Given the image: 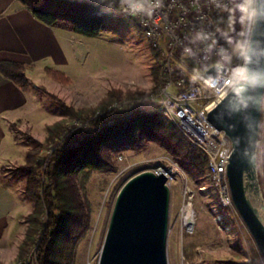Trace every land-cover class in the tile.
<instances>
[{
  "label": "rangeland",
  "instance_id": "1",
  "mask_svg": "<svg viewBox=\"0 0 264 264\" xmlns=\"http://www.w3.org/2000/svg\"><path fill=\"white\" fill-rule=\"evenodd\" d=\"M31 1L46 8L54 4V0ZM241 2L242 0H231V6L227 10L228 15L224 16L221 26L222 35L230 43L228 59L238 52L236 45L243 41L248 21V19H241L242 14L237 7ZM61 43H64L62 39ZM63 48L66 50L65 64L59 70L68 76L69 82L60 83L52 79L44 73L40 64H35V84H33L35 103L31 119L20 129H13L20 148H17V158L6 164L10 165L8 169L14 177V183L19 178L23 188L25 175L19 166L24 161L26 149L33 145L32 141L28 143L23 141L27 138L25 132L28 131L31 138L40 141L41 144L35 145V149L39 150V153L44 152L45 155L55 142L42 143L45 137L44 125L61 116H67L60 111L57 101L51 94L73 108H80L94 105L111 86L120 89V95L116 101L120 103L127 94L135 91L141 92L140 95L146 97L153 91V84L157 81L158 85L159 82L160 52L159 57L153 55L149 39L134 19L126 15L105 12L96 35L86 36L71 31L65 37ZM150 108H154V105L152 104ZM261 110L258 168L264 193V95ZM72 119L67 120L68 128L80 122L75 118L76 123H73ZM122 150L125 152L126 162H116L113 152L111 153L116 168L107 174L108 182L104 187H99L100 173L98 172H93L85 184L87 198L97 204L91 211V228L86 238L78 244L77 264H98L111 203L122 182L137 171L158 164L168 165L171 163V158L175 159L166 152L164 146L150 140L136 149ZM189 181L193 187V195L189 202L190 217H192L191 222L186 225L179 215L182 203L186 202V196L182 195L176 178L170 180L165 235L167 264H228L218 262L228 260H243L246 264H258L259 255L252 237L230 207L225 205L226 211H220L218 196L209 185L205 169L198 185H195L191 179ZM199 185L206 187L199 189ZM24 198L27 204H24L21 211H16V214L12 215L15 220L12 231L0 237V264H18L23 261L22 258L18 260L15 253L25 226L23 217L32 205L31 200L25 196ZM34 236L35 241L29 250L33 245L36 249L38 230ZM187 240L196 243L194 259L188 262L185 261L181 252L182 243ZM33 259L34 256L31 260Z\"/></svg>",
  "mask_w": 264,
  "mask_h": 264
},
{
  "label": "trees",
  "instance_id": "2",
  "mask_svg": "<svg viewBox=\"0 0 264 264\" xmlns=\"http://www.w3.org/2000/svg\"><path fill=\"white\" fill-rule=\"evenodd\" d=\"M39 20L54 24L73 32L94 36L98 33L102 17L108 10L114 15H123L116 10L115 2L105 0H54L53 6L41 7L31 0H22ZM70 3V4H69ZM227 16L228 11L219 13ZM155 57L159 50L151 43ZM26 64L21 61L0 59V72L26 87ZM46 75L60 83L69 78L61 70L44 66ZM157 81L153 84V90ZM127 94L116 105L120 89L109 87L94 105L73 108L51 94L57 101L61 116L44 125L45 144L54 143L45 155L35 145L40 141L31 138L26 131L25 143L33 142L24 153L20 170L25 175L24 195L31 200V209L24 215L22 236L17 243L15 257L23 258L35 241L38 230L34 259L18 264H77V247L91 228V211L97 202L86 196L85 184L93 172L100 173L99 187L108 182L107 174L115 170L111 153L116 149H136L147 141L164 146L175 158L195 185L204 175L207 165L206 153L192 146L175 124L158 114L157 109L140 95ZM124 109V110H122ZM76 118L80 124L67 128V120ZM17 135H15V138ZM220 211L226 206L218 202ZM195 241L182 243L181 252L185 261H193ZM228 264H246L239 261H218Z\"/></svg>",
  "mask_w": 264,
  "mask_h": 264
},
{
  "label": "built area",
  "instance_id": "3",
  "mask_svg": "<svg viewBox=\"0 0 264 264\" xmlns=\"http://www.w3.org/2000/svg\"><path fill=\"white\" fill-rule=\"evenodd\" d=\"M105 2H115L118 12L133 18L150 43L159 50V82L145 98L154 105L161 117L175 124L192 146L206 153L205 174L208 176L209 185L214 189L219 202L230 207L242 222L231 201L225 176L229 140L222 130L216 129L208 121L206 114L209 106L221 96L220 91L228 89L224 88L225 82L230 79L232 69L241 62L239 52L228 59L230 43L222 35L221 29L224 16L219 13L230 8L231 0ZM213 65L216 67L207 72ZM209 77L216 83L215 88L209 87L205 82ZM72 121L74 123L76 119L73 118ZM79 124L80 122H77L72 128ZM260 143L259 137L258 147ZM113 157L116 162H126L122 149L114 150ZM170 160L168 165L158 164L147 169L155 174L162 172L168 189L170 180L176 178L182 195L186 196V202L182 203L179 213L185 223V205H190L193 187L177 160ZM198 187L205 189L206 186ZM34 253L35 245L22 258L23 262L33 258ZM258 264H263L260 258Z\"/></svg>",
  "mask_w": 264,
  "mask_h": 264
},
{
  "label": "water",
  "instance_id": "4",
  "mask_svg": "<svg viewBox=\"0 0 264 264\" xmlns=\"http://www.w3.org/2000/svg\"><path fill=\"white\" fill-rule=\"evenodd\" d=\"M253 7L256 15L247 21L243 37L250 47L247 67L264 73V0H255ZM226 91L209 106L207 119L228 137L225 176L230 198L264 264V193L257 148L264 82L246 87L239 96L230 88ZM168 199L162 172L143 169L123 181L111 203L98 264H167Z\"/></svg>",
  "mask_w": 264,
  "mask_h": 264
},
{
  "label": "crops",
  "instance_id": "5",
  "mask_svg": "<svg viewBox=\"0 0 264 264\" xmlns=\"http://www.w3.org/2000/svg\"><path fill=\"white\" fill-rule=\"evenodd\" d=\"M69 32L71 30L36 18L22 0H0V59L26 64L29 81L26 87H20L0 72V237L12 231L15 224L12 215L27 204L19 178L14 183L8 169L10 165L6 164L17 158V148H20L13 129H20L31 119L35 103V64H40L41 68L61 69L65 64L63 44Z\"/></svg>",
  "mask_w": 264,
  "mask_h": 264
},
{
  "label": "clouds",
  "instance_id": "6",
  "mask_svg": "<svg viewBox=\"0 0 264 264\" xmlns=\"http://www.w3.org/2000/svg\"><path fill=\"white\" fill-rule=\"evenodd\" d=\"M254 3L255 0H242V2L237 6L242 14V20H250L256 15V9L253 7ZM236 48L244 63L232 69L231 77L225 82L224 88H230L235 95L239 96L245 91L246 87H255L264 82V73L250 70L247 67L251 59L249 55L250 47L248 41L245 40L237 43ZM205 82L209 85V87H216V83L211 77H209ZM227 94V91H220L222 98Z\"/></svg>",
  "mask_w": 264,
  "mask_h": 264
},
{
  "label": "bare ground",
  "instance_id": "7",
  "mask_svg": "<svg viewBox=\"0 0 264 264\" xmlns=\"http://www.w3.org/2000/svg\"><path fill=\"white\" fill-rule=\"evenodd\" d=\"M191 217H190V205L188 204L185 206V213H184V220L187 225L191 222Z\"/></svg>",
  "mask_w": 264,
  "mask_h": 264
}]
</instances>
